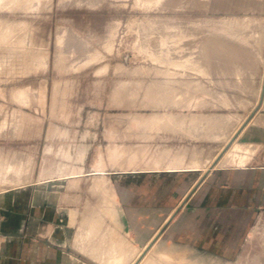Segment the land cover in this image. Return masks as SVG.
I'll return each instance as SVG.
<instances>
[{
	"label": "crops",
	"instance_id": "0c3cea01",
	"mask_svg": "<svg viewBox=\"0 0 264 264\" xmlns=\"http://www.w3.org/2000/svg\"><path fill=\"white\" fill-rule=\"evenodd\" d=\"M114 75H84L94 83L80 87L104 95L75 114L59 96L65 85L50 74H43L41 102L26 92L33 110L25 150L14 151L16 130L0 138V179L8 178L0 180V264H119L118 254L99 261L90 252L122 245L140 254L153 240L138 264H172V254L154 252L169 249L192 254L191 264L239 259L264 210V147H250L245 164L211 166L221 155L210 153L208 122L196 142L193 112L116 107L105 94L126 79L115 84ZM20 92L26 97L16 91L17 99ZM261 120L238 125L248 134L239 144L264 146Z\"/></svg>",
	"mask_w": 264,
	"mask_h": 264
},
{
	"label": "rangeland",
	"instance_id": "374dc122",
	"mask_svg": "<svg viewBox=\"0 0 264 264\" xmlns=\"http://www.w3.org/2000/svg\"><path fill=\"white\" fill-rule=\"evenodd\" d=\"M0 5V138L16 130L19 155L26 145L27 113L33 110L26 92L41 102L43 74L65 85L59 96L74 114L104 95L80 87L94 83L84 75L115 74V84L126 79L125 87L105 94L116 107L193 112L196 133L210 124V153L218 156L237 139L238 125L264 116V0H0ZM211 36L226 37L235 48L228 52L237 57L209 56L218 51L210 47ZM17 90L26 97H13ZM197 141L202 134H196ZM241 146L240 154L252 152L246 143ZM260 214L239 259L211 258L206 264H264V210ZM154 252H169L172 264H191L194 257L170 249Z\"/></svg>",
	"mask_w": 264,
	"mask_h": 264
},
{
	"label": "bare ground",
	"instance_id": "6f19581e",
	"mask_svg": "<svg viewBox=\"0 0 264 264\" xmlns=\"http://www.w3.org/2000/svg\"><path fill=\"white\" fill-rule=\"evenodd\" d=\"M143 3H146V0H141ZM147 1H149V0H147ZM152 1V0H151ZM154 1V0H153ZM156 1V0H155ZM158 2H160L161 0H157ZM205 1V0H204ZM223 1V0H222ZM225 1V0H224ZM230 1V0H229ZM232 1V0H231ZM221 3V2H220ZM1 6V5H0ZM264 8V7H263ZM264 27V26H263ZM257 29H258V27H256ZM259 28L261 29V26L259 25ZM10 29V28H9ZM11 30V29H10ZM152 30V29H151ZM210 32H212V30L211 29H208ZM208 30H206L207 32H209ZM263 30V32H264V28L262 29ZM262 30H260V32L259 33H261V31ZM9 31V30H8ZM205 31V30H204ZM214 31V30H213ZM257 31V30H256ZM255 31V32H256ZM151 32H153V31H151ZM206 32V33H207ZM262 32V33H263ZM159 33H161V32H159ZM205 33V34H206ZM214 33H215V31H214ZM213 33V34H214ZM259 33H257V34H259ZM145 34V33H144ZM208 34V33H207ZM206 34V35H207ZM264 34V33H263ZM262 34V35H263ZM62 35V34H61ZM209 35V34H208ZM214 35H216V34H214ZM63 36L64 35H62V36H60V41L61 40H63ZM159 36V35H158ZM162 36V35H161ZM163 37V36H162ZM3 38V37H2ZM1 37H0V41H4L3 39H2ZM164 38V37H163ZM162 38V39H163ZM235 38V37H234ZM206 40V39H205ZM204 40V41H205ZM209 44H210V47L211 48H213V49H218V51H216V52H214L213 54H210L209 56H222V57H225V58H229V57H235L236 56V54L235 55H233L232 56V54H231V52H228L229 51V49L231 50V49H233L234 48V46H232V44L228 41V39H226V37L224 38V37H222V36H218V37H214V36H211V37H209ZM258 41V40H257ZM262 41V39H260V36H259V43ZM63 42V41H62ZM231 44V45H230ZM261 44V43H260ZM259 44V45H260ZM236 45V44H235ZM258 45V44H257ZM258 45V46H259ZM237 46V45H236ZM260 47V46H259ZM259 47H257V49L259 48ZM235 49V48H234ZM241 49V48H240ZM235 51H237V50H235ZM240 52V51H239ZM253 52V51H252ZM247 53H249V52H247ZM254 53V52H253ZM253 53H251V54H253ZM237 54H239L238 52H237ZM242 54V53H241ZM241 54H240V56H241ZM243 54H244V52H243ZM258 54V53H257ZM250 55V54H249ZM255 55V54H254ZM253 55V56H254ZM247 56V55H246ZM258 56V55H257ZM237 57V56H236ZM250 57H252V56H250ZM250 57H248V59L250 58ZM256 57V56H255ZM213 58V57H212ZM250 60V59H249ZM248 60V61H249ZM253 60H256V58L254 59L253 58ZM244 61V60H243ZM227 62H229V61H227ZM246 63V62H245ZM249 64H251L250 62H248ZM254 63V62H253ZM264 76V75H263ZM264 78V77H263ZM263 81V80H262ZM250 87V86H249ZM262 88V87H261ZM260 88V89H261ZM17 91H21V90H17ZM11 94V93H10ZM20 95L21 96H23V98H25L24 96V93L23 92H20ZM20 95H19V97H20ZM180 95H182L183 96V94H180ZM14 96H15V94H14ZM149 97V96H148ZM148 97H147V101H148ZM174 97V96H173ZM176 97H178V96H176ZM22 98V97H21ZM179 98H181V96L179 97ZM27 99V98H26ZM26 99H25V101H26ZM13 100V99H12ZM150 100V99H149ZM171 100V99H170ZM178 100V99H177ZM182 100V99H181ZM24 101V100H23ZM152 100H150V102H151ZM145 102V101H144ZM149 102V101H148ZM26 103V102H25ZM172 103V102H171ZM259 103V102H258ZM175 104V103H174ZM23 105H27V104H23ZM170 105H172V104H170ZM177 105H178V103H177ZM169 106V105H168ZM170 107V106H169ZM262 107V106H261ZM229 119V118H228ZM239 119V118H238ZM241 119V118H240ZM225 120V119H224ZM236 120V119H235ZM235 120H234V122H235ZM230 120H228V122H229ZM232 121V120H231ZM240 121V120H239ZM237 122V121H236ZM260 122H264V121H260ZM226 123H227V121H226ZM240 123V122H239ZM229 124V123H228ZM245 125V124H244ZM243 125V126H244ZM248 125V124H247ZM246 127V126H245ZM245 127H243V130H241V129H238V126L235 128V132H234V134L238 131V132H240L239 134H238V139H235L232 143H231V146L229 147V149H226L225 151H223L222 153V155H221V157H219V159H217V161L216 162H214V164L212 163L211 164V166H218V165H225V163H228V162H230L231 161V163H235V164H239V165H242V164H245L246 162H247V160L249 159V157H251L250 155L248 156V153H243V154H240L239 152L241 151V150H243V147L241 146V145H243V144H239V139H241L243 136H248V134H247V130L245 129ZM246 130V131H245ZM255 134V133H254ZM249 147V146H248ZM248 147H244V149L246 148V149H249ZM250 147H251V145H250ZM245 149V150H246ZM257 150V149H256ZM250 153V152H249ZM17 159V158H16ZM19 159V158H18ZM251 159V158H250ZM249 159V160H250ZM216 160V159H215ZM13 161L15 162V160H12V162H11V160H10V162L11 163H13ZM18 161V160H17ZM19 161H21V159H19ZM18 161V162H19ZM9 162V161H8ZM25 162V161H24ZM28 162V164H29V160H27L26 161V163ZM22 163H23V160H22ZM22 163H20L21 164V166H22ZM31 163V162H30ZM10 164V163H9ZM14 164V163H13ZM24 164V163H23ZM230 164V163H229ZM25 165V164H24ZM23 165V166H24ZM13 167L12 165H9V167ZM19 166V164H17V167ZM22 166V167H23ZM27 166V165H26ZM24 167V169H26V168H31V166H30V164H29V166H27V167ZM16 168V167H15ZM7 169H9V168H7ZM23 169V170H24ZM2 170V169H1ZM0 170V171H1ZM4 170H6V168L4 169ZM10 170H12V172H13V169L11 168ZM16 170V169H15ZM22 170V171H23ZM3 171V170H2ZM1 171V172H2ZM25 171H27V170H24V172ZM29 171V170H28ZM0 172V173H1ZM6 172V171H5ZM18 172V171H17ZM4 173V172H3ZM22 172H20V174H21ZM5 174V173H4ZM8 171H7V176H8ZM15 174H17L16 172H15ZM26 174V173H25ZM29 174V173H28ZM6 175H3V176H6ZM19 175V174H18ZM13 177H14V175H12ZM10 177L9 176V178H12L13 179V177ZM27 175H25V177H26ZM23 177V176H22ZM24 177V178H25ZM28 177V176H27ZM4 179H5V177H3ZM0 179L1 181L3 180V182H6V181H8V178H7V180H4V179ZM17 178V176H15V179ZM21 178V177H20ZM11 179V182L14 180H12ZM103 179V177L100 179V180H102ZM10 180V179H9ZM19 180V176H18V179H17V181ZM25 180V179H24ZM105 180V179H104ZM21 181V180H20ZM27 181V180H26ZM26 181H24V183L26 182ZM95 181H98V180H96V178H95ZM16 182V180L14 181V184H16L15 183ZM22 182V181H21ZM0 183H2V182H0ZM95 183V182H94ZM104 183H105V181H104ZM17 184H19V181L17 182ZM20 184H22V183H20ZM107 184V183H106ZM96 185V184H95ZM98 185H101V184H98ZM97 186V185H96ZM95 186V187H96ZM97 189H98V186L96 187ZM101 190H103L104 191V189H101ZM106 190V189H105ZM109 190H110V187H109V189H108V192H109ZM89 191V190H88ZM100 191V190H99ZM101 192V191H100ZM105 192V191H104ZM106 192H107V190H106ZM108 192H107V194H108ZM103 193V192H102ZM91 194V193H90ZM106 194V196H108ZM102 195V194H101ZM104 195H105V193H104ZM105 198V197H104ZM106 202V201H105ZM87 208H88V206H87ZM89 209V208H88ZM89 213V212H88ZM91 214V213H90ZM96 216V215H95ZM87 218V217H86ZM85 218V219H86ZM102 241V240H101ZM154 241V240H153ZM153 241L145 248V250L143 251V252H141L140 254L138 253V252H127V250H125L124 249V247H122V245L120 246L121 247V252H102V250H101V252H90V255H91V253H93L92 255L94 256H92L94 259H96V260H99V261H103V260H106L107 259V256H113V255H117L118 254V258H119V261H120V263L119 264H127L128 262H130V261H132L130 264H132L135 260V262L133 263V264H138L139 262H141V260H143L144 258V256L147 254V252H148V250L150 249V247H151V245H152V243H153ZM99 245V244H98ZM101 245V244H100ZM99 248H100V246H98ZM130 248H132V246L130 245L129 246ZM95 248H96V246H95ZM94 250V249H93ZM95 250H97V249H95ZM94 250V251H95ZM99 250V249H98ZM138 257V258H137ZM137 258V259H136ZM143 258V259H142Z\"/></svg>",
	"mask_w": 264,
	"mask_h": 264
}]
</instances>
